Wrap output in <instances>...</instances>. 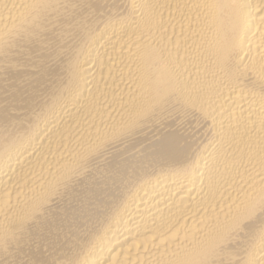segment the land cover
<instances>
[{"label": "bare ground", "instance_id": "6f19581e", "mask_svg": "<svg viewBox=\"0 0 264 264\" xmlns=\"http://www.w3.org/2000/svg\"><path fill=\"white\" fill-rule=\"evenodd\" d=\"M0 264H264V0H0Z\"/></svg>", "mask_w": 264, "mask_h": 264}]
</instances>
